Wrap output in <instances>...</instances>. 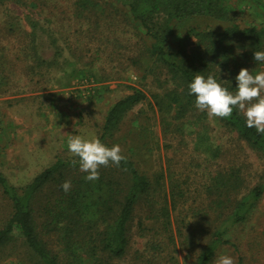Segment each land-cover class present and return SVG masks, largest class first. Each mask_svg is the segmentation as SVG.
<instances>
[{"label": "rangeland", "instance_id": "374dc122", "mask_svg": "<svg viewBox=\"0 0 264 264\" xmlns=\"http://www.w3.org/2000/svg\"><path fill=\"white\" fill-rule=\"evenodd\" d=\"M92 1L97 4L82 13L77 0H0V171L15 185L29 182L57 157H72L71 136L97 137L111 105L141 90L146 98L126 114L111 143L121 146L153 189L134 213L126 254L84 264H194L216 224L207 194L213 175L236 167L252 188L264 183V155L206 111L165 128L152 95L162 91L167 75L146 54L151 39L134 24L124 0ZM232 3L233 22L264 26V8L250 0ZM231 23L210 16L179 20L168 47L177 49L191 26L223 29ZM39 55L52 65L39 66ZM176 184L183 196L174 208ZM10 211L0 191V228ZM232 241L238 252L225 245L209 264L220 255L235 264H264V194ZM33 263L19 236L0 249V264Z\"/></svg>", "mask_w": 264, "mask_h": 264}, {"label": "trees", "instance_id": "16d2710c", "mask_svg": "<svg viewBox=\"0 0 264 264\" xmlns=\"http://www.w3.org/2000/svg\"><path fill=\"white\" fill-rule=\"evenodd\" d=\"M264 8V0H250ZM130 18L145 30L151 39L146 54L155 66L166 70V84L152 96L161 112L165 128L173 120L179 123L200 115L189 84L195 75H212L223 87L235 92L236 76L242 68L254 74L264 70V64L254 60L255 51H264V26L241 27L233 22L232 0H124ZM97 4L92 0H77L80 12ZM94 7V6H93ZM210 16L232 21L223 29H199L191 26L180 38L177 49H169L179 20ZM39 25L33 22V35ZM194 38V39H193ZM35 40L32 44L35 46ZM190 41L193 44H190ZM39 66L53 61L39 55ZM146 98L136 89L109 108L100 127L98 138L111 143L126 114ZM225 127L252 149L264 155V134L248 128L246 118L238 109L228 118H218ZM218 155L219 151H215ZM124 155V154H122ZM126 156V155H124ZM120 166L110 164L100 168L97 181H87L79 170L78 157H57L29 182L15 185L0 171V191L11 206L10 216L0 228V249L19 236L32 254L33 264H84L86 259L112 261L122 258L129 244V229L134 213L153 189V182L140 171L128 156ZM77 160L73 166L72 161ZM207 194L216 212L213 232L202 245L194 264H209L225 246L238 247L232 241L234 230L252 215L264 194V183L248 187L239 168L218 171ZM71 181L65 193L61 185ZM183 196L178 184L172 188V206ZM167 208L161 209V218ZM42 219L41 224L39 220ZM164 223V222H163ZM142 226V224H141ZM42 228V229H39ZM47 237L45 238V236Z\"/></svg>", "mask_w": 264, "mask_h": 264}, {"label": "clouds", "instance_id": "9594fccd", "mask_svg": "<svg viewBox=\"0 0 264 264\" xmlns=\"http://www.w3.org/2000/svg\"><path fill=\"white\" fill-rule=\"evenodd\" d=\"M194 39V38H193ZM254 60L264 64V51H255ZM238 87L230 92L217 81L214 76L195 75L189 84L190 95L195 96V107L201 112H207L209 118H228L234 109L246 118L248 128H255L257 133L264 134V70L255 74L247 68H242L236 76ZM70 154L79 158V170L87 175V181H97L100 178V168L110 164L117 167L127 161L122 155L119 144L107 146L98 137L71 136L67 141ZM73 166L77 160L72 161ZM65 193L71 189V181L61 185ZM214 264H235L228 255H220Z\"/></svg>", "mask_w": 264, "mask_h": 264}]
</instances>
